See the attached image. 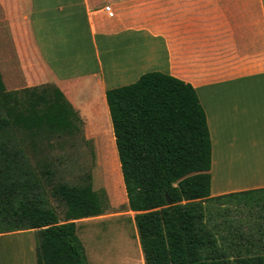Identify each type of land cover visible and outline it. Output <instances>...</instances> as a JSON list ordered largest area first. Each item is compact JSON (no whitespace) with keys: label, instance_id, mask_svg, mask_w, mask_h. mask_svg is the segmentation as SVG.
I'll return each mask as SVG.
<instances>
[{"label":"crops","instance_id":"obj_1","mask_svg":"<svg viewBox=\"0 0 264 264\" xmlns=\"http://www.w3.org/2000/svg\"><path fill=\"white\" fill-rule=\"evenodd\" d=\"M0 7L20 88L54 84L63 94L101 208L76 220L80 240L83 226L119 215L103 204L117 185L114 172L126 197L106 91L149 71L186 81L198 94L212 139L211 197L264 188V0H0ZM256 209L260 215L242 208L237 240L264 246V226L248 227L264 223V207ZM36 235L0 233V264H36ZM136 248L137 264H145Z\"/></svg>","mask_w":264,"mask_h":264},{"label":"trees","instance_id":"obj_2","mask_svg":"<svg viewBox=\"0 0 264 264\" xmlns=\"http://www.w3.org/2000/svg\"><path fill=\"white\" fill-rule=\"evenodd\" d=\"M106 97L145 264H264V246L208 223L206 201L244 197L264 207V188L211 197L212 139L195 88L149 71ZM67 138L75 143L59 88L8 90L0 68V233L37 230L36 264H90L76 233L77 219L101 214L89 176L67 182L53 157L38 158Z\"/></svg>","mask_w":264,"mask_h":264},{"label":"rangeland","instance_id":"obj_3","mask_svg":"<svg viewBox=\"0 0 264 264\" xmlns=\"http://www.w3.org/2000/svg\"><path fill=\"white\" fill-rule=\"evenodd\" d=\"M0 68L7 89H21L20 87L24 85V80L18 66V60L9 30V23L4 17L1 7ZM75 143L72 139L67 138L61 146L56 143L54 146L45 145L43 150L44 155L42 153L38 154V158L47 155L46 158L50 160L53 157L52 160L57 168L56 176L70 183H76L80 177H85L87 174L76 139ZM54 158L56 159L54 160ZM113 161L116 162L115 157H113ZM101 176L104 178L107 175L103 174ZM112 176L117 182V185L113 186L112 190L107 191L108 200L104 199L103 204L106 210H116L119 215L104 219L99 224L93 223L83 226L79 234L89 260L88 262L91 261L93 256L97 259L99 258L100 264H109L108 261H111V263L116 261L117 264H137L139 251L136 247L140 244H138L139 236L134 219L135 212H130L131 216H127L123 212L128 206L123 188L120 185V176L118 172H114ZM233 178L237 179L236 177ZM243 198L226 197L220 201H206L209 225L216 223L221 233L225 234L229 231L228 227L231 229L236 227L243 207L254 208V211L257 213L258 210L256 208L259 206L245 203ZM51 204L62 217L64 205L54 199H52ZM255 212L250 213V215L258 218L260 214L257 213V215ZM263 226L264 223L260 220L248 224L249 228H256L257 231Z\"/></svg>","mask_w":264,"mask_h":264},{"label":"built area","instance_id":"obj_4","mask_svg":"<svg viewBox=\"0 0 264 264\" xmlns=\"http://www.w3.org/2000/svg\"><path fill=\"white\" fill-rule=\"evenodd\" d=\"M105 11L108 13V14H110V15H112L113 14V11H112V7H111V5H105Z\"/></svg>","mask_w":264,"mask_h":264}]
</instances>
